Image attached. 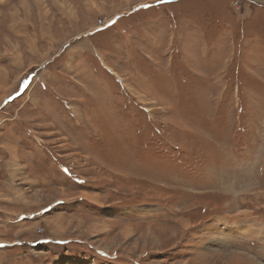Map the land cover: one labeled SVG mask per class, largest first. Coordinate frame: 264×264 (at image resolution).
Here are the masks:
<instances>
[{
    "label": "rangeland",
    "instance_id": "obj_1",
    "mask_svg": "<svg viewBox=\"0 0 264 264\" xmlns=\"http://www.w3.org/2000/svg\"><path fill=\"white\" fill-rule=\"evenodd\" d=\"M250 224L264 0H0V264H264Z\"/></svg>",
    "mask_w": 264,
    "mask_h": 264
},
{
    "label": "bare ground",
    "instance_id": "obj_2",
    "mask_svg": "<svg viewBox=\"0 0 264 264\" xmlns=\"http://www.w3.org/2000/svg\"><path fill=\"white\" fill-rule=\"evenodd\" d=\"M120 12V11H119ZM111 19V18H110ZM110 19H108L107 21H109ZM98 26V25H97ZM60 220V219H59ZM57 221V220H56ZM57 225L60 224V222H57L56 223ZM219 224V223H218ZM210 225L211 227V224H208V226ZM215 227V225H214ZM213 228V227H212ZM214 229V228H213ZM234 229V228H233ZM247 232L245 233L246 235H250V236H253L254 234H260L262 232H264V228L262 226H259V225H253V224H250L249 226L246 225L243 227V229L241 230V232ZM231 233V231H229ZM243 234V233H242ZM244 237V236H242Z\"/></svg>",
    "mask_w": 264,
    "mask_h": 264
},
{
    "label": "crops",
    "instance_id": "obj_3",
    "mask_svg": "<svg viewBox=\"0 0 264 264\" xmlns=\"http://www.w3.org/2000/svg\"><path fill=\"white\" fill-rule=\"evenodd\" d=\"M70 52L73 53V52H75V51L70 50ZM74 54H76V53H73L72 55L74 56ZM116 210H117L116 208H114V207H110V208H109V215H106V214H105V215H106V218H108V217L112 218V217H113L114 219L117 218V219H121V220L123 219V220H124V218H127V216L129 217V216L131 215V213H129V212H128V213L125 212L124 214H122V213H123V212H122V213H119V215L117 216V213H115ZM126 210L128 211V209H126ZM121 211H122V210H121ZM121 214H122V215H121ZM119 217H120V218H119ZM121 217H122V218H121ZM18 221H21V220L19 219ZM17 227H18V226H17ZM18 232H20V231H18ZM18 232H17V233H18ZM17 246H20V245L18 244ZM22 247H23V246H22Z\"/></svg>",
    "mask_w": 264,
    "mask_h": 264
},
{
    "label": "built area",
    "instance_id": "obj_4",
    "mask_svg": "<svg viewBox=\"0 0 264 264\" xmlns=\"http://www.w3.org/2000/svg\"><path fill=\"white\" fill-rule=\"evenodd\" d=\"M108 22L109 21H107V19L105 21L102 20L101 23H100V25L98 24V27L106 26Z\"/></svg>",
    "mask_w": 264,
    "mask_h": 264
},
{
    "label": "snow or ice",
    "instance_id": "obj_5",
    "mask_svg": "<svg viewBox=\"0 0 264 264\" xmlns=\"http://www.w3.org/2000/svg\"><path fill=\"white\" fill-rule=\"evenodd\" d=\"M145 7H147V5H145Z\"/></svg>",
    "mask_w": 264,
    "mask_h": 264
},
{
    "label": "trees",
    "instance_id": "obj_6",
    "mask_svg": "<svg viewBox=\"0 0 264 264\" xmlns=\"http://www.w3.org/2000/svg\"><path fill=\"white\" fill-rule=\"evenodd\" d=\"M205 220V219H204Z\"/></svg>",
    "mask_w": 264,
    "mask_h": 264
}]
</instances>
